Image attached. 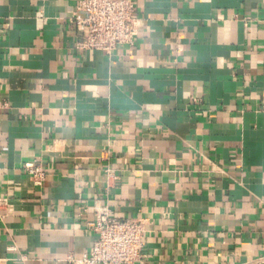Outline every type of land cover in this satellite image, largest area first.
I'll return each mask as SVG.
<instances>
[{
    "label": "crops",
    "instance_id": "obj_1",
    "mask_svg": "<svg viewBox=\"0 0 264 264\" xmlns=\"http://www.w3.org/2000/svg\"><path fill=\"white\" fill-rule=\"evenodd\" d=\"M79 1L0 0V264L87 252L95 201L145 220L137 264L264 263V0H132L108 54Z\"/></svg>",
    "mask_w": 264,
    "mask_h": 264
},
{
    "label": "built area",
    "instance_id": "obj_2",
    "mask_svg": "<svg viewBox=\"0 0 264 264\" xmlns=\"http://www.w3.org/2000/svg\"><path fill=\"white\" fill-rule=\"evenodd\" d=\"M132 0H80L71 19L81 35L76 48L80 51H103L106 54L119 46L132 47L138 31ZM83 14V16H81ZM34 187H42L46 169L38 161L23 164ZM113 177L107 170V179ZM5 203L0 199V206ZM92 220L86 230L95 235L93 245L78 257L69 255L67 264H137L144 247L145 220L118 219L109 205L95 201L87 208Z\"/></svg>",
    "mask_w": 264,
    "mask_h": 264
},
{
    "label": "water",
    "instance_id": "obj_3",
    "mask_svg": "<svg viewBox=\"0 0 264 264\" xmlns=\"http://www.w3.org/2000/svg\"><path fill=\"white\" fill-rule=\"evenodd\" d=\"M261 264H264V263H261Z\"/></svg>",
    "mask_w": 264,
    "mask_h": 264
}]
</instances>
